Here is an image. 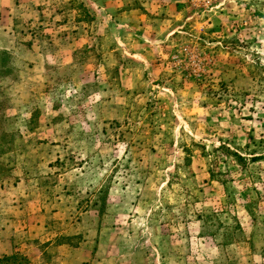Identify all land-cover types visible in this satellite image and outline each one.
<instances>
[{"label": "rangeland", "instance_id": "obj_1", "mask_svg": "<svg viewBox=\"0 0 264 264\" xmlns=\"http://www.w3.org/2000/svg\"><path fill=\"white\" fill-rule=\"evenodd\" d=\"M44 1L0 33V259L264 264V0Z\"/></svg>", "mask_w": 264, "mask_h": 264}, {"label": "crops", "instance_id": "obj_2", "mask_svg": "<svg viewBox=\"0 0 264 264\" xmlns=\"http://www.w3.org/2000/svg\"><path fill=\"white\" fill-rule=\"evenodd\" d=\"M42 1L45 2L44 0H0V33L2 34V32L9 29L10 19L12 20L11 28H14V17L12 16L15 5L17 8L23 7L29 12L37 11L39 13L42 9Z\"/></svg>", "mask_w": 264, "mask_h": 264}, {"label": "trees", "instance_id": "obj_3", "mask_svg": "<svg viewBox=\"0 0 264 264\" xmlns=\"http://www.w3.org/2000/svg\"><path fill=\"white\" fill-rule=\"evenodd\" d=\"M217 150L225 151L226 153L230 154L232 153V151L225 146H221ZM239 158L243 159V157L240 156ZM0 264H29V261L24 255L16 253L10 256H4L2 259H0Z\"/></svg>", "mask_w": 264, "mask_h": 264}]
</instances>
